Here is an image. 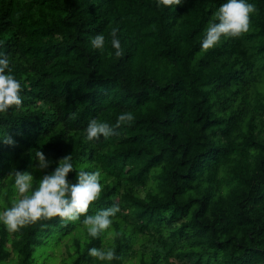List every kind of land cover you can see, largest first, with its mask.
<instances>
[{
	"label": "trees",
	"instance_id": "16d2710c",
	"mask_svg": "<svg viewBox=\"0 0 264 264\" xmlns=\"http://www.w3.org/2000/svg\"><path fill=\"white\" fill-rule=\"evenodd\" d=\"M224 2L0 0V52L23 97L0 114L13 141L0 143V212L18 199L13 171L35 187L68 155L73 183L100 172L86 215L120 207L96 238L83 216L0 223V264H105L90 248L113 250L111 264H264V0H247V32L203 50ZM128 111L135 120L115 128ZM93 118L115 134L87 141ZM35 150L48 169L33 171Z\"/></svg>",
	"mask_w": 264,
	"mask_h": 264
},
{
	"label": "clouds",
	"instance_id": "9594fccd",
	"mask_svg": "<svg viewBox=\"0 0 264 264\" xmlns=\"http://www.w3.org/2000/svg\"><path fill=\"white\" fill-rule=\"evenodd\" d=\"M182 0H162L165 6L179 5ZM255 11L253 4L247 0H225L217 11V21H213L207 28L200 47L208 50L215 47L223 38H237L249 30L250 15ZM118 29L110 33L111 47L115 50V57L123 55L121 41L117 36ZM94 49L103 50L105 36L97 34L90 40ZM21 82L13 75L10 66V58L4 52H0V114L19 108L23 104L21 95ZM135 120L131 111L122 112L117 117L115 128L122 125H130ZM87 141H98L101 137L108 139L115 134V129L108 122H102L96 118L91 119L85 128ZM0 143L11 144L13 141L6 134L0 133ZM32 158L37 167L33 171H44L49 168V161L44 153L35 150ZM74 171L72 155L61 159L58 166L50 174L36 180L33 187L34 176L29 172L13 171L14 189L18 199L12 202L11 207L0 212V223L11 232L19 228L35 223L41 219L60 217L65 221H80L87 227L88 235L96 238L112 225V218L120 212L119 205L98 211L95 215H86L90 205L98 199L102 192L99 171H79L76 182L68 179ZM90 257L96 258L105 264H111L117 257L113 250L90 248Z\"/></svg>",
	"mask_w": 264,
	"mask_h": 264
}]
</instances>
